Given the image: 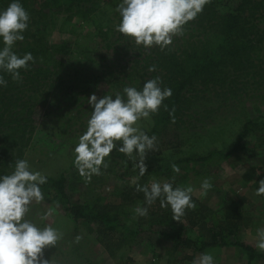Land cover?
I'll return each mask as SVG.
<instances>
[{
    "label": "trees",
    "instance_id": "1",
    "mask_svg": "<svg viewBox=\"0 0 264 264\" xmlns=\"http://www.w3.org/2000/svg\"><path fill=\"white\" fill-rule=\"evenodd\" d=\"M11 2L0 0V10L6 9ZM19 2L30 20L23 33L24 40L16 42L13 51L18 56L31 53L34 63H30L27 70H21L19 81L0 73L7 81L6 86L0 87V175L10 174L15 162L24 157L38 122L46 117L52 100H60L67 106L72 104L77 117L81 110H86L84 104H88V90L69 84V80L82 76L85 70L83 66L73 71L66 69L65 63L72 48L77 51V57L81 55L91 60L96 56L97 61L99 59L101 73L92 77L105 80L102 96L123 95L125 87L139 90L144 82L156 77L160 78L161 87L172 90L171 97L163 101L167 109L161 107L149 120L146 134L156 136L157 140L155 151L145 157L181 146L187 140L185 135L190 134L187 126L191 125L185 119L190 118L192 110L196 113L195 109L207 108L205 117L209 116L207 113H221L228 109L238 114L239 106L248 108L250 104L258 103L263 111L254 117L246 115L227 145L190 155L178 163L161 161L157 166L144 163L146 172L142 177L134 160L114 150L110 156L116 162V174L123 183L111 201L101 197L93 202L73 201L72 195L66 192L69 187L66 173L47 177L41 191L63 208L74 223L94 225L96 240L107 249L108 242L123 243L125 238H135L145 228L169 241L173 250L235 247L246 255L247 264H264V254L234 238L238 225L249 219L243 208L245 198L226 196L217 209H209L192 198L195 208L186 210L180 221L173 220L170 208H162L159 201L149 207L147 217L137 216L134 224L129 212V206H146L143 193L136 191L137 184L143 186L158 181L172 182L176 186L177 173L173 172V165L204 163L214 156L228 158L234 153L250 151L245 140L256 131L255 125H264V0H209L202 13L188 22L182 29L183 34L174 36L164 50L158 46L147 49L138 46L115 30L120 20L115 11L119 0ZM74 18L78 24L90 27V31L84 36L77 35L72 45L65 41L50 43L47 39L50 29L59 25L65 28ZM91 41L96 46H90L88 42ZM109 55H116L115 60L123 61L119 69L114 66L115 60L109 61ZM150 66H155L156 70L149 72ZM74 96H82L81 104L72 101ZM72 119L69 115V121ZM212 123L220 127L221 122ZM72 166L77 169L74 161ZM261 180H264V170L257 176L255 189ZM259 196L264 202V195ZM193 229L200 231L203 241H193L189 237Z\"/></svg>",
    "mask_w": 264,
    "mask_h": 264
},
{
    "label": "rangeland",
    "instance_id": "2",
    "mask_svg": "<svg viewBox=\"0 0 264 264\" xmlns=\"http://www.w3.org/2000/svg\"><path fill=\"white\" fill-rule=\"evenodd\" d=\"M89 31L90 27L78 24L77 18H74L65 28L61 25L55 29L51 28L47 39L50 43L65 41L72 45L77 35L84 36ZM88 44L92 47L96 46L94 41L88 42ZM76 52L75 48H72V54L65 63L66 69L73 71L83 66L85 70L82 76L69 80V84L73 83L72 85L86 88L88 90L87 100L93 94L98 98L102 97L105 80L102 81L99 78L96 80L92 77L101 73V66L98 67L99 59L97 61V57L92 56L91 60H88L87 57H81V55L79 58ZM115 56L109 55V61L113 62ZM93 61H96V65ZM125 61L128 59L126 58ZM122 62L116 59L114 66L116 65L119 69ZM83 82L87 84H83ZM82 99V96H74L72 101H76L78 105L81 104ZM84 105L87 106L86 110H81L77 117L72 104L67 106L60 100H52L49 112L46 111V117L38 122L39 125L34 131L22 159L29 163L31 170L41 172L46 178L66 173V180L69 184L66 192L72 195L73 201L93 202L99 197L111 201L112 195L122 189L123 183L116 174L118 167L114 158L111 156L106 158L108 167L102 168L97 177L92 175L91 183H89V179L85 183V177H82L78 169L72 166L75 159L74 148L80 135L87 127V120L92 111L88 104ZM239 107L241 108L238 114L229 112L231 109H228L221 113H207L209 115L207 117L204 116V113L208 111L207 108H203L202 111L195 109L196 113L192 110L189 113L190 118L185 119L186 123L191 125L187 126L190 133L185 135L187 140L178 148L145 157L144 163L152 166L159 165L161 161H177L178 163L190 155L203 154L227 145L231 142L238 130V125L243 123L246 115L254 117L263 111L258 103L250 104L248 108L246 106ZM69 115L74 118L72 121H69ZM41 118L43 117L41 116ZM214 121L221 122L219 123L220 127L214 126L212 123ZM139 123L141 129L146 132L150 126L149 120H141ZM257 125H255L256 131L245 140L246 146L250 150L248 153H234L228 158L214 156L204 163H179L177 167L180 171L175 175V183L180 187L191 186L193 188L192 198L209 209H217L226 196L245 198L247 201L243 204V208L248 213L249 219L238 225L234 238L264 254L255 246L256 231L258 228H264V202L256 194L254 188L257 176L264 170V125ZM205 178L209 179L212 184L206 195L200 191V184ZM43 196L42 201L33 202L30 205L26 219L41 228L51 226L60 233L61 239L55 247L51 246L44 250V256L50 264H192V261L203 253L213 255L215 264H247L246 255L235 247H213L203 251H195L192 248L173 250L169 241L163 239L159 234L148 232L145 228L143 231L140 230L137 237L125 238L123 243L108 242L109 249H107L96 240L97 232L94 225L85 222L74 223L63 208L54 204L49 197L45 196V193ZM133 209L132 206H129L134 224L137 221V216L133 213ZM134 227L136 225H133ZM153 229V231H157L156 228ZM189 237L193 241L204 240L198 229H193L189 233Z\"/></svg>",
    "mask_w": 264,
    "mask_h": 264
},
{
    "label": "clouds",
    "instance_id": "3",
    "mask_svg": "<svg viewBox=\"0 0 264 264\" xmlns=\"http://www.w3.org/2000/svg\"><path fill=\"white\" fill-rule=\"evenodd\" d=\"M209 0H119L115 11L119 23L115 30L138 46H158L164 50L172 43L174 36L182 35L183 27L202 13ZM29 14L19 0H12L6 9L0 10V73H6L12 80L21 79V70H27L34 63L31 53L18 56L13 48L24 40L23 33L29 27ZM155 71V66L149 67ZM7 81L0 75V87ZM172 90L161 87L159 77L144 82L141 89L125 87L123 95L117 93L95 94L89 97L91 115L86 130L79 137L74 148V164L79 174L86 179L99 175L108 167L106 158L115 150L134 160L139 176H144L147 153L155 151L156 136H149L141 129V120H150L170 98ZM174 173L180 169L173 165ZM47 183L45 175L33 171L24 159L15 162L14 170L0 175V264H50L44 250L54 246L61 239L60 233L51 226L38 227L26 219L33 202L44 199L41 186ZM210 180L205 178L200 191L206 195L211 189ZM142 192L146 206H136L135 216L147 217L149 207L156 201L160 206L170 208L173 220L180 221L186 210L195 208L192 200L193 188L173 186L172 182L153 181L150 185H136ZM257 195H264V180L259 181ZM256 248L264 252V228L256 231ZM192 264H215L213 255L203 253Z\"/></svg>",
    "mask_w": 264,
    "mask_h": 264
}]
</instances>
